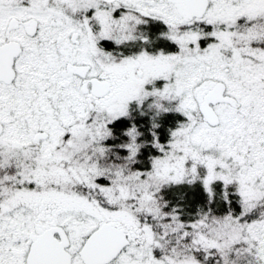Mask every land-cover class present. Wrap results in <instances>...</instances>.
I'll use <instances>...</instances> for the list:
<instances>
[{"label":"snow or ice","instance_id":"obj_1","mask_svg":"<svg viewBox=\"0 0 264 264\" xmlns=\"http://www.w3.org/2000/svg\"><path fill=\"white\" fill-rule=\"evenodd\" d=\"M0 264H264V0H0Z\"/></svg>","mask_w":264,"mask_h":264}]
</instances>
